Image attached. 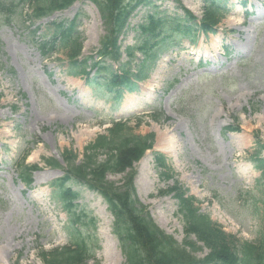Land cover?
<instances>
[{
	"label": "rangeland",
	"instance_id": "rangeland-1",
	"mask_svg": "<svg viewBox=\"0 0 264 264\" xmlns=\"http://www.w3.org/2000/svg\"><path fill=\"white\" fill-rule=\"evenodd\" d=\"M153 5L167 16H183L182 8L200 19L204 4L153 0ZM30 6L17 9L23 13L18 22L11 15L6 23L7 14H0V264H42L39 249L69 243L68 217L50 187L63 170L42 160L55 159L64 168L65 149L80 158L114 121H126L136 135L154 134L153 149L134 164L133 183L138 201L160 230L179 244L185 240L177 199L167 193L177 185L226 234L256 242L264 224V167L253 165L257 154L264 160V0H227L228 11L215 34L200 35L195 46L187 39L172 45L137 92L124 93L118 105L67 76L65 51L44 58L38 49L54 24L77 18L81 56L96 53L104 35L96 7L79 0L31 20ZM153 11L140 7L132 14L119 38L121 52L135 45L132 28ZM121 60L126 61L124 55ZM106 64L117 68L109 60ZM228 127L239 131L228 132ZM25 151L26 163L39 168L29 189L14 171ZM160 154L168 172L155 162ZM141 169L143 182L138 181ZM107 180L122 185L124 175ZM67 186L87 212L84 235L93 249L87 264H124L108 204L84 187ZM207 253L204 248L194 256L202 259Z\"/></svg>",
	"mask_w": 264,
	"mask_h": 264
},
{
	"label": "trees",
	"instance_id": "trees-1",
	"mask_svg": "<svg viewBox=\"0 0 264 264\" xmlns=\"http://www.w3.org/2000/svg\"><path fill=\"white\" fill-rule=\"evenodd\" d=\"M78 0H0V14L6 12V23L22 19L24 4H30L31 20H37L63 11ZM98 10L104 35L94 55L81 58L80 36L77 18L69 23L54 24L48 38L39 44L43 57L56 51H65L66 71L71 77L85 79L94 95L109 97L114 104L122 99L124 92H136L137 83L148 79L156 60L182 38L196 43L199 33H214L226 12L224 0H203L201 19L195 23L192 14L182 9L183 16H167L154 8L153 0H89ZM179 2V0H174ZM139 7H152L142 22L132 28L135 45L121 52L119 37L128 27V20ZM136 54L141 59L136 58ZM122 55L126 61L122 62ZM106 60L117 66L106 64ZM89 70V71H88ZM90 70H95L91 76ZM1 99V95H0ZM155 121V118H154ZM230 131H238L228 128ZM154 135H136L126 123L114 122L103 135H98L83 148L82 159L68 150L62 153L66 165L64 176L51 184L52 196L57 199L68 215L70 245L42 251L39 258L43 264H87L93 249L88 238L75 226L85 227V213L74 204L77 195L69 188V182L85 186L104 197L114 216L113 233L117 236L125 264H264V225L256 242H246L224 233L207 215L201 214L193 197L175 186L168 190L178 201V213L183 222L185 240L179 245L171 236L161 231L150 218L146 208L137 200L133 188L135 175L133 165L150 150ZM162 155L155 156L158 167L169 170ZM51 168H59L54 160H44ZM256 168L264 167V160L253 159ZM37 167H20V178L27 186L31 172ZM124 174L122 185L107 180L108 175ZM264 177V171H262ZM166 178L168 176L163 174ZM264 221V202L262 203ZM93 225V222H91ZM82 231V232H81ZM201 246H200V245ZM208 250L207 255L197 259L194 254Z\"/></svg>",
	"mask_w": 264,
	"mask_h": 264
},
{
	"label": "bare ground",
	"instance_id": "bare-ground-1",
	"mask_svg": "<svg viewBox=\"0 0 264 264\" xmlns=\"http://www.w3.org/2000/svg\"><path fill=\"white\" fill-rule=\"evenodd\" d=\"M138 181L139 182H143L144 181V172L142 171V169L139 172V177H138Z\"/></svg>",
	"mask_w": 264,
	"mask_h": 264
}]
</instances>
